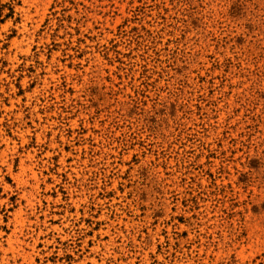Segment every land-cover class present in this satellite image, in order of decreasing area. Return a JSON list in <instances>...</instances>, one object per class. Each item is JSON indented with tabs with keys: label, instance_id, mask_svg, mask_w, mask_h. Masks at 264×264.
<instances>
[{
	"label": "rangeland",
	"instance_id": "rangeland-1",
	"mask_svg": "<svg viewBox=\"0 0 264 264\" xmlns=\"http://www.w3.org/2000/svg\"><path fill=\"white\" fill-rule=\"evenodd\" d=\"M0 264H264V0H0Z\"/></svg>",
	"mask_w": 264,
	"mask_h": 264
}]
</instances>
